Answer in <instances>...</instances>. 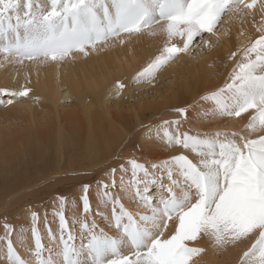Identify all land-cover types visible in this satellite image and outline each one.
<instances>
[{
  "label": "snow or ice",
  "instance_id": "1",
  "mask_svg": "<svg viewBox=\"0 0 264 264\" xmlns=\"http://www.w3.org/2000/svg\"><path fill=\"white\" fill-rule=\"evenodd\" d=\"M256 3L0 0V53L20 63L41 59L63 62L74 53L87 56L97 47L124 45L125 36L147 29L161 38L162 47L136 72L133 82H149L179 55L212 44L205 34H215L226 14L255 19ZM260 7L264 11V3ZM257 31L260 34L240 50L241 58L225 85L206 92L189 106H207L200 118L239 117L251 109L243 133L192 135L179 131L182 120L161 118L158 125L148 126L149 135L155 129L159 143L171 150L169 155L155 162H141L132 155L110 167L105 179L95 181V189L92 183H83L76 200L82 216H75L70 223L65 212L69 201L63 195L52 207L51 221L47 209L41 216L35 206L28 208L32 237L28 250L34 258L18 252L13 236L23 248V232L17 233L4 217L7 264H189L193 256L207 251L189 246L191 242L207 240L219 251L245 239L252 243L241 264H264V31ZM236 56L233 52L230 59ZM125 87L124 82L115 81L113 95L120 96ZM30 91L26 86L11 91L0 88V95L11 97L7 104H12ZM173 111L183 117L189 108ZM253 133L257 138H250ZM185 152L195 156L189 158ZM96 217L114 233L100 227ZM41 226L47 231L48 246L43 243Z\"/></svg>",
  "mask_w": 264,
  "mask_h": 264
},
{
  "label": "bare ground",
  "instance_id": "2",
  "mask_svg": "<svg viewBox=\"0 0 264 264\" xmlns=\"http://www.w3.org/2000/svg\"><path fill=\"white\" fill-rule=\"evenodd\" d=\"M261 3H264V0H257L254 6V8L258 9V14L257 16L255 15L257 17L256 19L251 18L250 20L249 18L245 19L246 21L244 22H242L244 19L242 21L236 19V21L233 22L232 19L235 20L234 17L237 15L234 17L229 16V21L234 24L230 25L233 26L232 29L236 30V32L232 35L224 33L225 35L219 37L221 41H224L220 46L221 48L223 47L224 49L229 43L230 45L234 43L240 46L239 48L241 49L237 48V50L240 51L243 48L241 47L242 45L246 47L251 40H254L260 34V32L257 31L258 28L264 31V11H261ZM241 22L243 25H241ZM125 41L124 45L116 43L115 45L109 44L104 48L97 47L94 51L90 50L87 56L82 53H74L73 56L66 58L63 62L51 60L43 61L42 59L40 61L24 60L22 63L15 61L17 67H14V65L6 67V64H8L6 62L9 59L5 57L2 59L5 64L0 66V88H7L11 91L12 88V90H20L22 87L26 86L31 89L29 95L38 98V101H41L40 103L44 106V109H42V111L32 109L29 103H21L19 98H16L14 103L7 104V100L11 97L0 95V126H2V128H0V176H3L4 172H6L9 178L4 180H10L1 186L3 188V193L1 192L2 195L0 196V200H2L3 197L6 198L9 196L11 202L14 197L16 198L20 193L24 191V193H26L33 187H38V184L44 183V181L50 178H55L58 182H64L61 189L67 190L69 187V180L76 181L89 178L87 176H90L91 172L88 171H96L95 168L97 166L99 168V165H104V167L108 166V162L118 155H121L122 158H126L128 153L132 152L129 151L130 148L137 143L136 141H138L140 137L139 134H141V130L138 129V126L145 124L147 122L146 119H150L147 118L148 116L152 115L150 116V121L152 122L154 121L152 118H157L159 115L164 116L160 118L167 120L166 116L163 114L166 109L162 108L166 106V104L167 106L172 104L170 103L172 100L170 101L169 99L172 95H175H169L171 93L169 86H167V88L170 89V93L167 91L169 93L168 96H166L167 93L164 95V100L167 102L162 103L163 99L160 96L162 102L159 103L161 100L156 102L158 104L155 103V101H158V98L157 100L155 99L153 103L150 100L152 105L146 104L148 101L143 103L144 100H139L142 101V103L140 102L139 104L143 105L140 106L138 104L139 106L137 109L135 108L137 105L133 106V108H135L134 111L131 110V108L129 109L130 106L127 108L126 105L128 103L124 104L127 110L129 109V112L130 110L133 111L130 113H126V109L125 112H123L119 110L114 111L115 107L114 110L111 108L109 99L114 92L115 81L120 80L124 82L125 85H129V82L131 83L136 72L145 66L155 54H158L159 49L162 47L161 38L151 35L147 29H145L142 34H133L131 37L125 36ZM235 47L236 46H234V48ZM216 53L208 59H205V54H200L202 58L199 61V65L195 67L192 66L191 70L186 74L187 82H185L183 87L177 90L178 93H176L175 99H173L175 101L174 104L176 103V108H189L190 105L198 101L206 92L213 91L225 85L229 73L231 72L230 67L232 65L231 63H226L230 61V59H228V57L226 58V56L224 57L222 51ZM183 55L185 54H181L172 61L175 62L179 58L185 57ZM168 64H171V62ZM176 65L178 66V61ZM173 66L172 68L176 69L177 72L178 67ZM183 71L184 70H182L181 73H183ZM176 72L174 71V73ZM181 75H176V77H181ZM183 76H185V74H183ZM174 78L173 81L175 80ZM172 89L174 90V87ZM125 91L127 90H124L123 94ZM186 94L189 96H186ZM65 99L67 100L65 102H68V104H65L63 107L62 105L65 103ZM206 107V105H200L196 108L197 111H201L205 110ZM172 112L174 113V111ZM250 113L253 114L251 109L245 112V114L243 113V116H246L241 117L248 118ZM188 114L187 117L190 116L189 118H191L190 112ZM213 119H215V117ZM237 119L240 118L237 117ZM158 120L159 118L153 123L158 125L161 119ZM190 120H192V118ZM147 123H149V121ZM181 125H184L185 128L187 127L185 123ZM240 127L239 125L238 128ZM237 131L239 132L240 130L238 129ZM181 132H185V129L183 128ZM151 134L152 137H154V135H156V130L153 129ZM250 138H257V134L253 133ZM149 145H144L146 149L145 158L150 159L152 162L166 158L171 151L170 149H165L164 145L160 144L159 141L157 144H152L151 146L150 143ZM156 145L160 147H155ZM134 148L136 149V147H133V150ZM159 149H163V151H159ZM135 153L136 152L133 151L131 156ZM185 154L191 153L185 152ZM141 155V153H137L136 157L138 159L141 158L140 161H143V157H140ZM99 169L102 171V167ZM71 172H75L74 174L79 176L75 178V176L71 174V176L64 175ZM76 172L78 174H76ZM79 172L81 174H79ZM27 175L28 178L26 177ZM57 176L66 177H60L58 179ZM102 176H104L103 178L105 179V175H101V177ZM85 181L88 182L89 179ZM31 192L33 193V191ZM71 192H73V190ZM29 196L30 195H28V197ZM78 196L77 193L73 194L71 200L73 198L77 199ZM37 197H39V195H37L36 198ZM73 203H71V205ZM132 208H135V205ZM76 209H78V207ZM140 210L145 211L143 208ZM41 216H43V214ZM28 217L31 224L30 215ZM49 220L52 219L50 218ZM2 224L3 223L0 224V239H2L1 237L4 234ZM28 224L29 223L24 225L27 231H22V228H18L19 226L16 227L17 233L23 232L25 242L24 249L28 248L27 246L31 245L30 243L32 241L31 232L28 230L30 225L28 226ZM16 225H18V223ZM51 226L53 230L56 229L55 224ZM41 235L43 240L48 242L49 245L50 242L45 228H41ZM13 240L17 242L16 235L13 236ZM1 242L0 246H2L3 249H0V254L5 256V245L3 240ZM251 243V240L245 239L243 242H239L236 245H230L220 249L219 252L222 261L218 264H241V257L251 246ZM193 245L206 249L209 247L208 249L210 250L215 249L207 240H203L199 244L191 242L189 246ZM52 246L55 247V244L53 243ZM204 253L193 256L189 264H200L199 261L203 262L204 260L206 264H216L212 251L211 253L207 252V255ZM0 264H7V262Z\"/></svg>",
  "mask_w": 264,
  "mask_h": 264
},
{
  "label": "rangeland",
  "instance_id": "3",
  "mask_svg": "<svg viewBox=\"0 0 264 264\" xmlns=\"http://www.w3.org/2000/svg\"><path fill=\"white\" fill-rule=\"evenodd\" d=\"M253 13H254V15H256L257 16V14H258V9L257 8H254L253 9ZM227 16V17H226ZM234 17V16H236V15H234V14H232V13H228V14H226L224 17H223V20H222V22L220 23V25L218 26V29L216 30V33L215 34H205V40H210L211 39V41H213V43L212 44H208V45H203V46H198V47H196L195 48V50L193 51V52H191V53H189V54H185V55H183V56H185V57H183V58H179L177 61H178V66L176 65L177 64V61H171V64H167L165 67L166 68H168V69H166L165 67H164V69H163V71H161V72H159L155 77L156 78H154L153 80H151V81H149V82H142V83H134L133 82V78H132V80H131V83L129 82V85H130V87H129V85H126V87L124 88V90H127V91H125L124 92V94H123V91H122V94L120 95V96H115V95H111V97H110V99H109V101H110V103H111V108L114 110V107H115V110L114 111H123V112H125V109H126V113H128L129 111V109L131 108V110H135V108L137 109L138 108V106L140 105V106H142L143 104H139L140 102L142 103V101L144 100H146V98H147V100L144 102L143 101V103H146L147 101L149 102H147L146 104H151V102L153 103L154 101H155V99L157 100V98H158V101H155V103L156 102H159L160 100V102L159 103H161L162 102V99H163V102L162 103H164V102H167V101H165L164 100V95L166 94V96H168V94L170 93V89H171V93L169 94V95H171V94H175L174 96L172 95V97H170V101L172 100V102H170V101H168V102H170V103H172V104H169V106H167V104H166V106H164L162 109H166L165 110V112L163 113L165 116H166V118H167V120H177V119H180V120H182L183 122V124L185 123L186 125H187V127L185 128V126L184 125H180L181 127H179V131L181 130V131H183V128L185 129V132H189L190 134H192V135H195V134H197V133H200V134H206V133H216V132H220V133H224V132H228V133H243L244 132V129H245V127H246V125H247V123H248V121L250 120V118H251V115H249V117L248 118H242V117H244V116H246V115H244L243 116V113L241 114V116H239L238 118H240V119H237V116H210V117H207V118H200L201 116H203L204 115V110H201V111H197V108H195V109H193V108H191V109H189V111H188V113L190 112V114H191V118H192V120H190L191 118H189V117H187V116H183V118L181 117V116H177V114L174 112H172L176 107H175V104H174V100L173 99H175V96H176V93H178V89L179 88H181V87H183V85L185 84V82H187V79H186V74H187V72L189 71V70H191V68H192V66H197V65H199V61H200V59L202 58L201 56H200V54H202V55H204L205 54V59H208V58H210V56H213V55H215L214 53H216L217 51V53H220L221 51L223 52V56L225 57L226 56V58L228 57V59H230L229 57L231 56V53H233V52H237V56H236V59L234 58V59H230V61H228V62H226L227 64H229V63H231V67H230V71H232V69L235 67V65H236V63L240 60V58H241V55H240V51L239 50H237V48L238 49H241V48H239L240 46H237V45H235L234 43H232V45H233V47H232V45H230V43L227 45V46H225L224 47V49H223V47L221 48L220 46L222 45V43L224 42V41H221L220 39L221 38H219V37H222L221 35H225V34H227V35H232V34H234L235 32H236V30H234V29H232L233 28V26H231L230 24H233V22H235L236 21V19L237 20H243L242 22H244V21H246L245 19H249L250 18V20H251V18L253 19V16L252 15H249V17L248 16H244L243 17V15H241V16H236V17H234L235 18V20L234 19H232V21L233 22H230L229 21V19H230V17ZM255 16V19L257 18ZM225 20V21H224ZM241 22V25H243V23ZM223 25V26H222ZM234 25V24H233ZM224 26H226V27H224ZM245 26V25H244ZM222 27H224V28H222ZM227 29V31H226V29ZM231 28V29H230ZM222 31V32H221ZM225 31V32H224ZM225 33V34H224ZM220 34V35H219ZM217 36V37H216ZM221 42H220V41ZM208 46V47H207ZM210 46V47H209ZM234 46H236L235 48H234ZM248 46V45H247ZM217 47H218V49H217ZM241 47H245V46H241ZM212 48H215V49H212ZM221 48V49H220ZM242 48V49H243ZM217 49V50H216ZM223 49V50H222ZM203 50V51H202ZM209 50V51H208ZM216 51V52H214V51ZM216 53V54H217ZM187 55V56H186ZM207 55V56H206ZM180 56V55H179ZM190 58H189V57ZM204 57H203V59H204ZM207 57V58H206ZM4 58V55L2 54V53H0V66H2V64H5V62L2 60ZM204 59V60H205ZM10 62V63H9ZM14 62V63H13ZM6 63H8V64H6V67L7 66H11V65H14V67H17V65H16V62H15V60L13 59V60H7V62ZM180 63V64H179ZM16 65V66H15ZM177 66L178 68H177V72H176V69H173L172 68V66ZM173 66V67H174ZM190 68V69H189ZM172 70V71H171ZM182 70H184L183 71V73H181V71ZM172 72V73H170V72ZM174 71L176 72V73H174ZM166 72V73H165ZM170 74H169V73ZM179 72V73H178ZM162 73V74H161ZM165 73V74H164ZM159 74H161V75H159ZM169 74V75H168ZM182 74V75H181ZM183 74H185V76H183ZM166 75V76H165ZM173 75V76H172ZM175 75V76H174ZM176 75H181V77L180 76H178V77H176ZM175 77V78H174ZM173 78L175 79L174 81H173ZM133 83V84H132ZM167 86H169V88H167ZM174 87V90L176 91H174L172 88ZM13 89V88H12ZM11 89V90H12ZM166 89H168V90H166ZM166 90V91H165ZM132 91V92H131ZM167 91H169V93L167 92ZM173 91V92H172ZM162 95V96H161ZM4 96V95H3ZM162 97V99H160V97ZM165 96V97H166ZM186 96H189L188 94H186ZM155 97V98H154ZM35 98V99H34ZM154 100H153V99ZM33 99V100H32ZM19 100H20V102L21 103H29L30 105H31V108L32 109H35V110H41L42 111V109H44V106L40 103L41 101H38V98H36L35 96H33V95H28L27 97H25V98H19ZM139 100H142V101H139ZM150 100H151V102H150ZM153 100V101H152ZM65 101H67L66 99L64 100V102ZM117 101V102H116ZM114 103V104H113ZM117 103H118V106H117ZM120 103V104H119ZM128 103V104H127ZM154 103V104H155ZM67 105L68 104V102H65V103H63V107H64V105ZM113 104V105H112ZM122 104V105H121ZM124 104H127L126 106H127V108L129 107V109L127 110V108H126V106L124 105ZM130 104H132V105H130ZM133 104H135V105H133ZM139 104V105H138ZM156 104H158V103H156ZM174 104V105H173ZM71 105H72V103H71ZM137 105V106H136ZM152 105V104H151ZM160 105V104H159ZM173 105V106H172ZM113 106V107H112ZM133 106H136L135 108H133ZM153 106H155V105H153ZM117 108V109H116ZM120 108V109H119ZM186 108H188V107H186ZM190 108V107H189ZM60 109H61V106H60ZM64 109V108H63ZM170 111H169V110ZM173 109V110H172ZM130 110V112H133V111H131ZM210 110V109H209ZM169 111V112H168ZM253 111V110H252ZM129 112V113H130ZM166 112H167V114H166ZM172 112V113H171ZM203 112V113H202ZM176 114V115H175ZM245 114V113H244ZM250 114H252V113H250ZM150 116H152V115H150ZM150 116H148L147 118H150L151 119V117ZM171 116V117H170ZM160 117H164V116H158L157 118H152V120H154L153 122H155V120L156 119H158L159 118V120L161 119ZM215 117V119H213ZM233 117V118H232ZM165 118V119H166ZM189 118V119H188ZM196 118V119H195ZM223 118V119H222ZM225 118H226V120H225ZM231 118H232V120H231ZM150 119L149 120H147L146 119V121L148 122L149 121V123H145V124H143L142 126L140 125V126H138L137 128L138 129H140L141 130V134H139V139H138V141H136L137 143H135L131 148H130V150L129 151H135L136 153V155L135 156H137V153H141L142 155L140 156V157H143V161H141V162H145V161H150V159H146L145 158V154H146V149H145V146L146 145H149L150 143H151V146H152V144H157V142H158V140H157V138H156V135H154V137H152V134L151 135H149V128H148V125H154V124H156V123H153L152 121H150ZM194 119V120H193ZM246 119V120H245ZM158 120V121H159ZM184 120H185V122H184ZM209 120V121H208ZM230 120V121H229ZM237 120H239V121H237ZM240 120H241V122H240ZM189 121V122H188ZM193 121V122H192ZM214 123H213V122ZM221 121V122H220ZM223 121V122H222ZM234 121H237L238 123H241V124H238L237 122H234ZM210 124H209V123ZM181 123V124H182ZM216 123V124H215ZM219 123V124H218ZM233 123H236V124H233ZM243 124H245V125H243ZM232 125H234V126H232ZM238 125V126H237ZM239 125L241 126L240 128L241 129H243V130H241L240 128H238L239 127ZM184 126V127H183ZM237 126V127H236ZM142 127V128H141ZM174 127V129H175V124H173V126H172V128ZM218 129H217V128ZM0 128H2V126H0ZM148 128V129H147ZM182 128V129H181ZM225 128V129H224ZM187 129V130H186ZM240 130L239 132L237 131V130ZM139 130V131H140ZM180 131V132H181ZM235 131V132H234ZM148 135V136H147ZM150 136V137H149ZM153 141H156V143H153ZM145 145V146H144ZM150 146V145H149ZM133 147H136V149L134 148V150H133ZM140 147H143L144 148V151L143 152H141L140 150H139V148ZM155 147H160L159 145H156ZM131 152V153H132ZM131 153H128V155H127V157L126 158H122V156L121 155H118V156H116V157H114L111 161H109L108 162V166H105L104 167V165H99V168H101L102 167V171H101V169H99L98 168V166L95 168V170L96 171H88V172H91L90 173V176H87V177H89V178H85V179H82V180H76V181H74V180H69L68 181V183H69V187H68V189L67 190H63V189H61V186L64 184V182H58L55 178H50V179H48V180H46V181H44V183L42 182L41 184H38L37 186L38 187H36L35 186V188L33 187L31 190H28L26 193H24V192H22V193H20V195H18V196H16V198H18V199H16L15 197H14V199L10 202V198H9V196H7L6 198L5 197H3L2 198V200H0V224L1 223H4V217H7V222L8 223H10L11 225H13L14 227H15V229H16V227H18L19 229H21L22 231H27L26 230V226L24 227V225H27V223H29L28 224V226L30 225V222H29V214H28V208L30 207V206H35L36 208L38 207V209H39V211H40V213H42V214H44V210L45 209H47L48 210V212H49V216H48V219H52V216H51V210H52V207H53V205L54 204H56V203H58V197L60 196V195H63V196H66L67 198H68V200L70 201V203H68V205L66 206V209H65V212H66V216L68 217V219H69V221H70V223H71V219H73L75 216H82V212H81V210L78 208V209H76L77 208V205H74V204H77L76 203V198H73L72 200H71V196L73 195V194H75V193H77V195H80L79 193L81 192V187H82V184L83 183H85L86 181V179H89V181L88 182H90V183H92V185H93V189H95V181H98V180H103L104 178V176H102L101 177V175H105L104 173L105 172H107L108 170H109V168L110 167H116V166H118V163H120V160H118L117 159V157H121L122 159H121V162H125L130 156H131ZM187 155H189V158H193V156H195V154H193V153H191V154H187ZM140 160H141V158H140ZM117 161V162H116ZM101 166V167H100ZM108 167V168H107ZM97 171H99V172H97ZM97 172V173H96ZM100 172H102V173H100ZM75 172H71V173H69V174H64V175H66V176H68V175H74L75 176V178H76V176L78 177L79 175H75L74 174ZM101 175H100V174ZM76 174H78L77 172H76ZM79 174H81L80 172H79ZM70 175V176H71ZM100 175V176H99ZM6 176V177H5ZM66 176H64V177H66ZM73 176V177H74ZM2 177V178H1ZM27 178H28V175L26 176ZM58 177V179L61 177V176H57ZM63 176L61 177V178H64ZM6 178H9V175L6 173V172H4V174H3V176H0V196L2 195V191H3V188L1 187L4 183H6V182H8V181H10V180H4V179H6ZM100 178V179H99ZM51 179H53V180H51ZM53 182V183H52ZM58 182V183H57ZM81 182V183H80ZM76 185V186H75ZM38 188H39V190H38ZM61 190V191H60ZM73 190V192H71ZM78 190V191H77ZM31 191H33V193L31 192ZM36 191V192H35ZM49 191V192H48ZM2 192V193H1ZM72 193V194H71ZM59 194V195H58ZM28 195H30L29 197H28ZM37 195H39V197H37L36 198V196ZM8 200H9V202H8ZM22 200H23V202H22ZM51 202V203H50ZM74 202V203H73ZM93 205L94 204H96L95 203V200H93ZM71 203H73L72 205H71ZM20 204V205H19ZM38 204V205H37ZM3 206V207H2ZM73 206V207H72ZM134 205H132V207H133ZM25 207V208H24ZM22 208V209H21ZM73 208V209H72ZM67 209H69V210H67ZM3 211V212H2ZM22 212V213H21ZM69 213H70V215H69ZM4 214H6V215H4ZM41 214V215H42ZM4 215V216H3ZM13 215V216H12ZM17 217H16V216ZM51 216V217H50ZM50 217V218H49ZM92 219V217L90 216L89 217V220H91ZM2 220V221H1ZM27 220V221H26ZM49 221H51V220H49ZM27 222V223H26ZM96 222H97V224H99V226L100 227H102V228H105V231H107V232H109V234H113L114 233V229L113 228H108V227H105V224L99 219V217H96ZM18 223V225H16ZM23 223V224H22ZM21 224V225H20ZM55 223H53V225H54ZM3 225V224H2ZM56 225V224H55ZM41 228H44V227H42L41 226ZM18 230V229H17ZM21 230H19V231H21ZM18 231V232H19ZM2 232V231H1ZM15 235V234H14ZM4 234L2 235V239H0V244L2 243L1 241L3 240V243H4ZM15 240H13V243H14V245H16L17 246V250L18 251H20L19 253L21 254V252H22V254H21V256H24L25 258H34V256H33V253L31 252V251H29L28 250V248H30L31 247V245H32V241H31V245H28L27 247L28 248H26V249H24V248H21L17 243H18V241L17 242H14ZM43 243L46 245V246H48V242H46V241H44L43 240ZM4 245H5V243H4ZM194 247H198L197 245H193ZM53 247V246H52ZM209 248V247H208ZM207 248V252L209 253H211V251H212V255H213V257L215 258V262H216V264H218V263H220L221 261H222V257L220 256V252L219 251H217V249H214V250H210V249H208ZM0 249H3L2 248V246H0ZM4 249H5V246H4ZM23 250V251H22ZM26 251V252H25ZM206 252V251H205ZM206 252V253H207ZM206 253H204L205 255H207ZM30 254V255H29ZM47 255V252H45V256ZM3 262H7L6 261V258H5V256L3 255V254H0V263H3ZM199 263L200 264H206V261L204 260L203 262H201V261H199Z\"/></svg>",
  "mask_w": 264,
  "mask_h": 264
}]
</instances>
